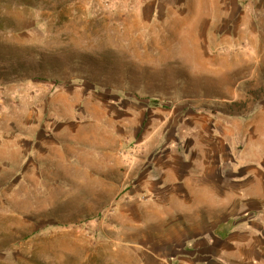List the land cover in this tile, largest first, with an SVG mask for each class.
Listing matches in <instances>:
<instances>
[{
    "label": "rangeland",
    "instance_id": "rangeland-1",
    "mask_svg": "<svg viewBox=\"0 0 264 264\" xmlns=\"http://www.w3.org/2000/svg\"><path fill=\"white\" fill-rule=\"evenodd\" d=\"M225 176L264 181V0H0V264H177Z\"/></svg>",
    "mask_w": 264,
    "mask_h": 264
},
{
    "label": "crops",
    "instance_id": "crops-1",
    "mask_svg": "<svg viewBox=\"0 0 264 264\" xmlns=\"http://www.w3.org/2000/svg\"><path fill=\"white\" fill-rule=\"evenodd\" d=\"M221 179L204 197L197 185L191 195L178 185L168 229L177 230L179 240L169 262L177 257V264H264V181L250 186L241 180L233 191L231 177Z\"/></svg>",
    "mask_w": 264,
    "mask_h": 264
}]
</instances>
